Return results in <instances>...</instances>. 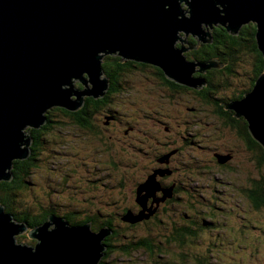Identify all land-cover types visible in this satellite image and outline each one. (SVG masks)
<instances>
[{"label": "water", "instance_id": "obj_1", "mask_svg": "<svg viewBox=\"0 0 264 264\" xmlns=\"http://www.w3.org/2000/svg\"><path fill=\"white\" fill-rule=\"evenodd\" d=\"M248 22L255 25L256 48L264 58V0H0V182L11 180L13 161L30 156L31 136L23 131L42 126L50 107L74 112L84 97L104 96L108 80L98 53L158 68L173 82L194 88L199 78L192 79V73L221 65L185 61L180 53L195 48L188 38L210 44L217 25L235 36ZM179 31L186 39L176 35ZM71 78L84 90L73 88ZM229 107L244 117L264 149V69L252 90ZM155 174L136 188L135 203L142 211L128 212L123 222L148 220L153 215L146 208L149 198L156 205L171 198V189H161ZM158 191L162 198L155 197ZM28 229L35 246L16 245L15 235ZM111 232L106 227L94 233L89 222L72 226L54 215L30 229L0 205V264H98Z\"/></svg>", "mask_w": 264, "mask_h": 264}, {"label": "rangeland", "instance_id": "obj_2", "mask_svg": "<svg viewBox=\"0 0 264 264\" xmlns=\"http://www.w3.org/2000/svg\"><path fill=\"white\" fill-rule=\"evenodd\" d=\"M179 5L183 11L188 9L184 2H180ZM245 25L247 23L242 26ZM202 27L205 32H210L209 27L205 25ZM176 35L186 39L184 32L179 31ZM176 44L180 43L177 41ZM183 47L187 49L188 45L183 44ZM190 52L187 50L180 55L187 61L191 58ZM192 62L205 61H196L192 58L190 63ZM102 64L103 62L101 66ZM233 66V74H238V78L233 80L232 86L241 84L244 86L242 74H252L251 68H244L239 63ZM145 69L147 72H143L140 67L137 68L133 72L135 75L126 80L123 95L112 97L113 104L110 110L118 113L119 122L108 124L109 128L96 136L100 143L87 134L86 129L79 125L82 123L64 117L60 113L62 109L58 107L52 106L47 111L52 121L49 131H37L44 125L39 129L26 127L24 133L30 130L37 131L45 143L41 146L42 149L36 152V166L31 169V174L25 177L28 182L26 188L15 193L17 198L13 201V213L26 212L30 219H33L37 215H42V209L55 207L56 216H67L70 222L82 225L88 223L85 221L90 214L99 215V219H92L93 224L89 221L94 233L108 227L103 225L106 221H109L110 226L120 230L124 224L119 220L122 221L128 212L138 215L142 211L141 209L136 213L132 210V207H135V188L154 175V172L150 173L152 169L157 171V168L164 166L158 164L156 160L164 161L168 158L165 153L168 139H174L175 142L170 148H175L178 152L177 135L184 137L185 131L188 135L194 136L198 145L193 147L187 138V145L192 149L185 145L180 146L182 152L173 156V166L170 169L166 167L167 171L172 173L169 177L165 176L167 178L163 180V185L165 189H171V196L172 184L178 186L180 192L175 193L174 197L179 200L188 201L197 197L203 199L200 205L193 203L195 211L199 212L193 217L200 224L205 220L208 226L201 229L205 230L204 242L199 240L198 245L186 248L183 253H186L188 260L194 255V259L205 261V257L209 255L206 260L210 264H264V200L257 210L250 206L247 197L242 194V191L252 187L251 180L253 183L263 182L261 189H264V166L256 165L251 154L245 151V147L233 131L221 126L211 113V109L206 108L204 103L195 102L192 95L177 96L170 93L157 76L152 75L153 71ZM194 70L198 71L199 66H194ZM74 85L77 90H84V86L78 88L80 85L78 82H74ZM87 86L92 87L89 83ZM232 91L221 89L220 92L229 95ZM71 100H76V97L72 96ZM193 107L197 109L195 113L190 111ZM81 108L82 106L68 113H76ZM45 117L48 116L45 114ZM168 129L169 132L166 131ZM214 153L229 158V161H226L229 162L226 170H219L212 162ZM149 173L150 176L146 177ZM155 181L160 186L156 177ZM193 189L194 192L190 194L188 190ZM158 192L155 193V197L162 198L163 194L157 197ZM144 194L142 192V195ZM149 199L150 203H146L148 212L158 209L159 205L167 200L156 205L153 198ZM180 204L182 210H188V203ZM163 209L168 210L166 215ZM179 212L176 207L164 204L156 215L166 220V217H174ZM210 222H213L214 226H211ZM169 226L165 225V230ZM134 230L140 232L145 228L144 225H140ZM154 230L152 234L157 237L161 234L159 230L163 229ZM128 233L130 235L132 232ZM23 235L15 238L16 243L30 246L34 240ZM163 235L165 234L163 233L162 237ZM214 237L222 238V241L212 243L211 239ZM105 262V264H153L141 252H131L130 257L124 258L116 250L112 251Z\"/></svg>", "mask_w": 264, "mask_h": 264}, {"label": "trees", "instance_id": "obj_3", "mask_svg": "<svg viewBox=\"0 0 264 264\" xmlns=\"http://www.w3.org/2000/svg\"><path fill=\"white\" fill-rule=\"evenodd\" d=\"M212 34V44H199L196 49L190 52L191 58H188V60L190 61L193 58L196 61H203L220 58V63L222 64L221 67L207 70L208 72L206 74H209L208 76H210V78H207V85L204 86L202 90L198 91L197 94L201 97L204 103H209L213 105L214 108H221L220 105L225 103L228 96L222 94L218 90L219 88H223L226 86V84L232 82L231 74H233L234 72V68H231L230 64L224 65V57L229 52H231L232 55L230 57L233 59V57L237 54V56L240 58V64L244 66V68H251L252 74H248V84L244 92L252 90V88L255 86L256 80L259 78L264 69V58L256 48L254 24L243 26L239 30V33H237V35L235 36L229 35L224 29L219 27L214 28ZM190 41L192 40L190 39ZM192 42L194 43V41ZM194 45L196 46L195 43ZM102 62L104 74H106V76L109 78V89L105 93V95L98 99L88 98L87 100H85L83 107L76 113H68L64 110L60 111V113L63 114L64 117L74 119L82 123L79 125L86 129L87 134H90V136H92L94 139H97L99 143L100 141L96 137L97 134H103L102 131L109 128V126H107L109 124L108 121L112 119L114 114H118L117 112L110 110V106L113 104L112 97L123 95V87L127 85L126 80L129 79L131 75H135L133 74V72L136 71L137 68L140 67L143 72H147L145 68H148L153 72H157V74H159L158 76H160L162 80H165V77L163 76L164 74H162V72L158 68H154L145 64H138L133 61H123L118 56H107L103 59ZM167 81L169 80L167 79ZM171 86L176 90L175 91L170 88L173 92L178 93L183 91V93L186 94L183 89L179 90L176 85ZM243 96L245 95L242 94L238 98L242 100L244 98ZM218 114L220 115V113ZM46 116H48L47 118L45 117L46 124H44V126L39 130H37L38 132L45 130L49 131L51 129L50 124L52 121H50L49 112H47ZM45 125L47 126L45 127ZM85 125H87V127H85ZM230 125L231 128H233L236 132V137H238L241 144L243 143L248 152L251 154L256 165L259 167L264 166V149L260 144L253 140L247 129L245 121L242 118L238 120L232 119ZM37 131L30 130L32 140L30 156L26 160L15 161L11 170V173L13 175L12 179L9 182H0V205L4 207L5 212L10 213L15 218H18V221H23L26 224L29 223V227L30 225H35L38 223L42 224L47 220L46 216L41 213L42 217L38 218L40 216L37 215V221L34 220V223H32L33 219H30L28 213H23L20 217L13 213L12 205L14 203L13 201L17 198V194L15 193H18L19 190L24 189L27 186L28 182L25 178L26 175L31 174V169L36 166L37 159L35 158V155L37 152V148L40 147L42 143L43 145L45 143V141H42V139L39 137ZM174 153L175 151L170 150V152L167 154H170L171 157ZM212 157V161L215 163V165L218 166L217 168L219 170L227 169L229 163L218 165L217 158L215 156ZM251 186L252 187L250 188L248 193L244 194V196L247 197V201L250 206L258 210L260 209L262 201L264 200V189H261L263 187V182L261 183L259 181H256L253 183L251 180ZM179 192L180 188H175V193ZM188 192L191 194L192 192H194V189L188 190ZM203 201L204 200L200 199L199 197L195 198L194 200L191 199L188 201L179 200L176 197L169 198L166 200L165 205H172L179 209L180 212L176 214V216H168L166 217V220H163L157 217V215H154L151 216L148 220H143L142 222L135 224L123 223V221L119 220L120 223L124 224L123 227L119 228L120 230H118L114 226H110L109 221L103 222L104 226H108V228L111 227L110 230H115V233L111 232V234L103 240L102 244H111L112 246H116L115 248L107 247L105 250L106 253L104 252L103 257L110 255L114 249H117L124 258L125 256L130 255V251H138L149 256V258L152 260L157 259L159 255L160 257H165V262L172 261L173 257L177 256L178 254L176 251H173V249L183 250L191 246L193 247L198 245L199 240L204 242L203 231L205 230L201 229L207 228L208 223H206L205 220L201 219L202 221L200 224L199 221L197 222L196 218L193 217L195 213H199L198 211H195V206L193 205V203H197L198 205H200ZM180 202L188 203L189 211L182 210V205L180 204ZM158 210L155 214L158 213ZM163 212H165L166 215L168 210L165 211V209H163ZM95 215L96 214H90L85 222L90 221L93 224L92 219L96 218ZM66 220L71 225H82L81 223L70 222V218H66ZM210 223L211 226H214L213 222ZM167 224H169L170 226L165 230L164 227ZM140 225H144L145 230H141L140 232L134 230L135 227H138ZM160 228L163 229L159 230L161 232L160 236L154 237L152 234L155 231L154 229ZM129 231L132 232L130 235L128 233ZM162 232L165 234L163 237ZM133 235L136 237H134ZM20 236L21 235H18L16 239H18ZM219 240L222 241V238L219 239L218 237H214L213 239H211V242H218ZM112 243H114L115 245H113ZM208 256L205 257V261H201L198 258L194 259V255H191V260H188L186 256H184L182 253H179V260L177 261V264H210L206 260ZM102 262L103 261H100L99 264H102Z\"/></svg>", "mask_w": 264, "mask_h": 264}, {"label": "flooded vegetation", "instance_id": "obj_4", "mask_svg": "<svg viewBox=\"0 0 264 264\" xmlns=\"http://www.w3.org/2000/svg\"><path fill=\"white\" fill-rule=\"evenodd\" d=\"M239 33V32H238ZM190 39L192 40V41H194V43L196 44V46L194 45V43L192 42V41H190ZM188 42L189 43H191V44H193L194 46H195V48L194 49H196L197 48V46L199 45V44H197L196 43V41H195V39H193L192 37H189L188 38ZM212 42H213V38H212V41H211V44H212ZM194 49H191L190 51H193ZM232 55V53L231 52H229L224 58H225V61H224V65H227V64H230V67L231 68H234V66H233V64H235V63H239L240 64V58L237 56V54L233 57V59L230 57ZM211 60V59H210ZM216 60L217 61H219V63H220V58H216ZM204 61H207V60H204ZM187 62H189L190 63V61L187 59ZM135 63H138V62H135ZM139 64V63H138ZM141 64V63H140ZM155 68V67H154ZM208 71H205V73L204 74H192V78H195V79H197V78H199V80L198 81H196V82H192V84H193V86H194V88H188V87H186V86H183V85H178V84H176V83H174L173 81H167V78L165 77V80H162L161 78H160V76H158L159 74H157V72H153L152 73V75H155V76H157V78H158V80L161 82V84H164L163 85V87L164 88H166L167 89V91H169V92H172V94H177V96H179V95H182V94H184L183 93V91L182 92H178V93H175V92H173L170 88H172L173 89V87L171 86V85H173V86H177L178 87V89L179 90H184L185 91V93H186V95H192V99L195 101V102H199V103H204L203 101H202V99H201V97L197 94V92L198 91H200V90H202V88H204V86H203V84H205V86L207 85V80L210 78V76H208L209 74H206ZM163 74V73H162ZM242 75H244V86L241 84V86L240 85H238V86H236V87H234V86H232L233 85V80L234 79H236V78H238V74H231V83H229V84H226V86L225 87H223V88H219V92L221 91V89H226V90H233L232 92H230V94L229 95H227L228 97H227V99H226V101H225V103H223L222 105H220L221 106V108L220 107H216V108H214V106L213 105H211V104H209V103H204L205 104V106H206V108H208V109H211V113L214 115V117L219 121V123H221V126H223V127H225V128H229L231 131H233V133H234V135L236 136V132L234 131V129L233 128H231V122H232V119H236V120H238V119H240L239 117H236V112H235V110H233V109H231L229 106H230V104L231 103H234V102H238V101H240V99L238 98L240 95H246L248 92H250V91H248V92H244V90L246 89V86H247V84H248V78H246L247 76H248V74H242ZM208 78V79H207ZM173 90H175V89H173ZM176 91V90H175ZM226 95V94H225ZM244 97V96H243ZM242 97V98H243ZM241 98V99H242ZM208 106V107H207ZM209 107H211V108H209ZM189 109V108H188ZM196 108H190V111H192V113H195L196 112ZM67 112V111H66ZM218 113H220V115L218 114ZM118 115V114H117ZM116 114H114L113 115V117H112V119L109 121V124L110 123H118L119 122V119H118V116H117ZM221 116V117H220ZM242 118V117H241ZM243 119V118H242ZM244 120V119H243ZM51 121V120H50ZM245 121V120H244ZM246 123V122H245ZM246 125H247V123H246ZM47 125H45V127H46ZM107 126H109V125H107ZM184 127H185V124H184ZM247 129H248V126H247ZM169 130L170 129H168V130H166V131H168L169 132ZM87 131V130H86ZM184 133H185V136L184 137H182L181 135H177L178 137H179V139H177V142H178V145H177V151L178 152H176L175 150V148H170L172 145H173V143L175 142L174 141V139H168L167 141L169 142L168 144H165L166 145V154L167 153H169L170 152V150H173V151H175V153L170 157V154H167V156H168V158H166V159H164V161L163 160H156L157 161V163L158 164H164V166H162L161 168H157L156 170H159L160 172H163L164 170H167L166 169V167H169V169H170V167L171 166H173V163H172V158H173V156H175L176 155V153H179V152H182V149H181V145H185L186 147H189L188 145H187V138H189V140H190V143L193 145V147H197V145H198V143L194 140V136L193 135H188V133H186L185 131H184ZM100 133H98L97 135H99ZM238 138V137H237ZM43 141V140H42ZM256 142V141H255ZM42 145H43V143H42ZM41 145V146H42ZM242 145L245 147V145L242 143ZM41 146L40 147H38L37 148V151H40L42 148H41ZM189 148H191V147H189ZM192 149V148H191ZM245 151L247 152L248 150H247V148L245 147ZM227 152H231V151H227ZM232 153V152H231ZM38 155V154H37ZM213 156H215L216 158H217V164L218 165H221V164H226V163H229V162H226L223 158H221L220 156H217V155H215V153L213 154ZM162 158H163V156H162ZM171 160V161H170ZM213 162V161H212ZM156 163V164H157ZM214 163V162H213ZM158 164H157V166H158ZM215 164V163H214ZM156 167V166H155ZM151 172H154V169H152L151 171H150V173ZM170 172H172V171H170ZM150 173L146 176V177H148V176H150ZM156 178H157V180L159 181V183H160V186H161V188H163V189H165L166 187H164V185H163V180L164 179H166V178H162V179H160V177H157L156 176ZM250 183H251V181H250ZM172 187H173V193H172V196H171V198L172 197H174V194H175V188H178V186H174L173 184H172ZM136 189V188H135ZM246 189V188H245ZM250 190V188L248 189H246V190H244V191H242V194L244 195V194H247L248 193V191ZM162 193L161 192H158L157 193V197H159L160 195H161ZM147 203H150V199H148L147 200ZM166 203V202H165ZM164 203V204H165ZM136 204V203H135ZM164 204H160L159 205V207H161L162 205H164ZM134 208H136V209H134ZM132 207V210H134L136 213L137 212H139V210H140V207L136 204V207ZM41 213L42 214H44L45 216H46V218L49 216V215H51V214H54L55 212H54V210H53V208L52 207H48V208H44V209H42V211H41ZM158 214V213H157ZM154 215H156V214H154ZM20 216H21V214H20ZM97 216H99V215H95V217H97ZM42 216H40V217H38V218H41ZM36 218V219H35ZM34 220L35 221H37V217H34L33 218V220H32V223H34ZM101 223V222H100ZM28 225V224H27ZM112 232L113 233H115V230H113L112 229ZM162 234H163V232H162ZM134 236V235H133ZM164 236V235H163ZM134 237H136V236H134ZM31 245H33L34 244V242L32 241L31 243H30ZM113 244V243H112ZM105 245V247H116V246H112L111 244H104ZM113 245H115V244H113ZM114 250H116L117 252H118V250L117 249H114ZM183 250H185V249H183ZM183 250H174L173 249V251H176L178 254H177V256H175V257H173V260L172 261H170V262H165V257H160L159 255H158V257H157V259H155V260H152V259H150L149 258V256H147V255H145L144 253H143V256L145 255L146 256V258L147 259H150L151 260V262L153 263V264H177V261L179 260L178 259V255H179V253H182L184 256H186V253H183ZM179 251V252H178ZM131 252H138V251H130L129 252V254L131 255ZM119 253V252H118ZM130 255H128L129 257H130ZM111 256V254L110 255H108V256H105V257H102L103 259H108L109 257ZM102 258H101V261H103L102 262V264H105L106 262H105V260H102Z\"/></svg>", "mask_w": 264, "mask_h": 264}, {"label": "clouds", "instance_id": "obj_5", "mask_svg": "<svg viewBox=\"0 0 264 264\" xmlns=\"http://www.w3.org/2000/svg\"><path fill=\"white\" fill-rule=\"evenodd\" d=\"M245 26H246V25H245ZM212 36H213V34H212ZM106 57H107V56H106ZM214 60H216V59H214ZM102 61H103V59H102ZM207 61H209V60H207ZM216 61H217V60H216ZM205 62H206V61H205ZM217 62L219 63V61H217ZM219 64L222 65L221 63H219ZM102 69H103V68H102ZM211 69H213V68H211ZM103 74H104V71H103ZM103 74L101 75V78H104V75H105L106 79L108 80V81H107V85H108V89H109V78L106 76V74H104V75H103ZM83 79L86 81L87 76L84 75V76H83ZM74 82H78V83L80 84V85H78V88H79L80 86H84V85H82L79 81H74V80H73V85H72V86H73V88H75V89H76V87H75V85H74ZM86 87H88V86H87V83H86ZM64 88H65V87H64ZM108 89H107V91H108ZM76 90H77V89H76ZM78 91H79V90H78ZM107 91H106V92H107ZM106 92H105V93H106ZM104 95H105V94H104ZM88 98H92V97H87L86 99H84V100H83V105H84L85 100H87ZM92 99H94V98H92ZM83 105H82V107H83ZM59 109H61V108H59ZM62 110H64V109H62ZM67 112H68V111H67ZM109 121H110V120H109ZM109 121H108V122H109ZM28 133H30V132H28ZM30 136H31V133H30ZM253 140H254V139H253ZM254 141H255V140H254ZM31 144H32V141H31ZM30 148H31V146H30ZM17 161H19V160H17ZM21 161H23V160H21ZM12 166H13V164H12ZM11 170H12V169H11ZM10 172H11V171H10ZM12 176H13V175H12ZM11 179H12V178H11ZM136 188H137V187H136ZM135 198H136V189H135ZM134 202H135V200H134ZM3 208H4V207H3ZM54 208H55V207H54ZM54 208H53V210H54ZM4 210H5V209H4ZM54 212H55V213H54V214H51V215L56 216V213H57L56 210H55ZM6 213H7V212H6ZM24 213H26V212H24ZM8 214H10V213H8ZM20 214L22 215L23 213H19V214H16V215H17L18 217H20ZM10 215H11V214H10ZM70 215H72V213H71ZM11 216H12V215H11ZM49 216H50V215H49ZM49 216H48V217H49ZM12 217H13V216H12ZM48 217H47V218H48ZM56 217L64 218L65 221H66L69 225H71V224L66 220V218H68L67 216H66V217H64V216H63V217L56 216ZM13 219H14L15 222L25 223V222H23V221H18V218L13 217ZM96 219H99V216H97ZM39 225H41V224L38 223V224H35V225H30L29 228H30V229H33L34 227L39 226ZM72 226H76V225H72ZM29 231H30V230L28 229L27 231L23 232V234L26 235V236H28ZM91 231H92V230H91ZM111 231H112V230H111ZM93 232H94V231H93ZM24 235H23V236H24ZM15 244H16V245H19V244L16 243V240H15ZM35 244H36V241H34V244H33V245H30V246H28V247H34ZM104 246H105V245H104Z\"/></svg>", "mask_w": 264, "mask_h": 264}, {"label": "bare ground", "instance_id": "obj_6", "mask_svg": "<svg viewBox=\"0 0 264 264\" xmlns=\"http://www.w3.org/2000/svg\"><path fill=\"white\" fill-rule=\"evenodd\" d=\"M98 55L99 56H102V58L101 59H104V56L105 55H107V54H105L104 55V53H98ZM108 56V55H107ZM165 76V75H164ZM166 77V76H165ZM167 78V77H166ZM72 80H71V82H73V80H78V79H74V78H71ZM168 79V78H167ZM168 80H170V79H168ZM170 81H172V80H170ZM175 83V82H174ZM177 84V83H176ZM178 85H180V84H178ZM183 86H185V85H183ZM203 86H205V85H203ZM69 87V86H68ZM186 87H188V86H186ZM188 88H190V87H188ZM51 108V107H50ZM47 114V113H46ZM239 118H241V116L239 117ZM243 119H244V117H242ZM245 120V119H244ZM45 122H46V119H45ZM245 122L247 123V121L245 120ZM44 125V124H43ZM247 126H248V123H247ZM41 126H38V128L37 129H39ZM251 135V134H250ZM168 157V156H167ZM221 158H223L225 161H228V157H226V156H224V157H221ZM15 161H17V160H15ZM15 161H13V163L15 162ZM154 172H156V176L157 177H160L161 179L162 178H166L165 176H170L171 175V173L172 172H170V171H167V170H164L163 172H160V171H154ZM141 210V209H140ZM157 210L158 209H156V210H152V212H153V214H155L156 212H157ZM91 225V224H90ZM78 226H81V225H78ZM90 230H92L91 228H90ZM18 235H23V232L22 233H20V234H17V235H15V238L18 236ZM106 250V249H105ZM105 250H103V252H102V254H104V251ZM104 255H102V257H103ZM101 257V258H102ZM100 261H101V259H100ZM100 261H99V263H100ZM98 263V264H99Z\"/></svg>", "mask_w": 264, "mask_h": 264}]
</instances>
